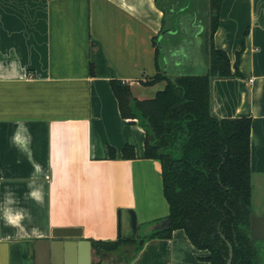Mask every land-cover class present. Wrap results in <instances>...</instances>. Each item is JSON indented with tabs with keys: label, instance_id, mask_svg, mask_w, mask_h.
Masks as SVG:
<instances>
[{
	"label": "crops",
	"instance_id": "0c3cea01",
	"mask_svg": "<svg viewBox=\"0 0 264 264\" xmlns=\"http://www.w3.org/2000/svg\"><path fill=\"white\" fill-rule=\"evenodd\" d=\"M162 16L155 0H0V264H69L59 240H114L130 211L141 235L167 218L161 163L144 156L145 128L121 116L110 84L147 99L165 85L145 83L158 69L209 72L200 23L160 35ZM213 44L232 72L239 52V75L210 79L211 110L251 118V208L264 214V202L252 206L255 189L264 194V0H221ZM126 143L134 158L121 157ZM55 228L81 235L55 238ZM208 254L175 229L127 264H210ZM99 259L125 262L91 248Z\"/></svg>",
	"mask_w": 264,
	"mask_h": 264
},
{
	"label": "trees",
	"instance_id": "16d2710c",
	"mask_svg": "<svg viewBox=\"0 0 264 264\" xmlns=\"http://www.w3.org/2000/svg\"><path fill=\"white\" fill-rule=\"evenodd\" d=\"M184 1L155 0L163 13L161 30L177 27L174 16L169 14L172 9L184 6ZM220 3L221 0H210L209 72L171 77L158 69L145 83L165 81V85L147 99H134L128 83L110 81L121 116L136 119L145 128L144 156L161 163L169 223L146 236L132 234L119 235L114 240H91L93 255L99 258L117 253L119 260L123 258L127 264L140 249V238L144 237V241L170 238L175 229H183L195 247L208 250L206 259L210 264H226L229 254L226 241L232 246L231 264H264V239L250 237L251 118H219L211 110L209 76L240 74L239 52L232 72L226 52L213 44ZM204 34L208 38L207 27ZM156 52L158 55L157 48ZM156 66L159 67L157 58ZM114 156L113 152L111 157ZM121 157L134 158L133 145L124 144Z\"/></svg>",
	"mask_w": 264,
	"mask_h": 264
},
{
	"label": "water",
	"instance_id": "95a60500",
	"mask_svg": "<svg viewBox=\"0 0 264 264\" xmlns=\"http://www.w3.org/2000/svg\"><path fill=\"white\" fill-rule=\"evenodd\" d=\"M188 4V0H186L185 5ZM209 12H210V0L208 3ZM165 31H171L170 28L164 29L160 32V35L164 33ZM210 35L211 30H208V55H209V70L211 69V43H210ZM212 78V75L209 76V79ZM221 118V117H219ZM227 118V117H224ZM130 218H131V224L134 229H136V217L133 211H130ZM169 220L168 218H165L164 220L157 223L156 226L151 228V230L154 229H161L168 225ZM148 232V233H149ZM148 233L144 234L146 236ZM81 232L78 228H55L52 230V236L55 238L59 237H77L80 236ZM222 238H225L222 233H220ZM250 237L252 239H264V214H255L254 212H251L250 215ZM144 241V237L139 239V243L141 244ZM57 244H60L62 242L63 247V254L62 257H65V260L68 256H70V253L68 254L69 250H71V259H69V264H91V242L89 240H80L78 242L70 243L69 241L59 240L57 241ZM75 243V244H74ZM228 248H229V254L226 259V264H231L232 260V246L229 241H226ZM76 251V260L73 258L74 251ZM59 254H60V248H59Z\"/></svg>",
	"mask_w": 264,
	"mask_h": 264
},
{
	"label": "rangeland",
	"instance_id": "374dc122",
	"mask_svg": "<svg viewBox=\"0 0 264 264\" xmlns=\"http://www.w3.org/2000/svg\"><path fill=\"white\" fill-rule=\"evenodd\" d=\"M208 1L209 0H189L190 2V6L192 8L189 9H185L183 11H181L178 15V25L180 27L181 31H187V32H191L194 29L193 23L196 21L197 18V10L199 11H204V13H206V7L208 5ZM194 8V9H193ZM193 10H196L193 11ZM203 18H205V16H203ZM264 202V194L262 192V190H257L255 189L254 191V195H253V203L252 206L255 210H259L261 208V206L263 205ZM123 234L128 236L131 234H142V230H138L137 228L134 229L132 224H131V219H130V227L128 228V230H126L123 227ZM121 264H125V262H121Z\"/></svg>",
	"mask_w": 264,
	"mask_h": 264
},
{
	"label": "flooded vegetation",
	"instance_id": "af4514ba",
	"mask_svg": "<svg viewBox=\"0 0 264 264\" xmlns=\"http://www.w3.org/2000/svg\"><path fill=\"white\" fill-rule=\"evenodd\" d=\"M185 2H186V0L184 1V6L179 7V9L173 10L172 7H171V9H172L173 12L171 14H169V15L170 16H172V15L174 16V20H175V23H176V26H177L176 28H179V25H178V15H179V13L181 11L185 10V9L192 8L190 6L189 0H188V4L187 5H185ZM208 3H209V1H208ZM193 11L196 12V10H193ZM197 13H198L197 14V18H196V21L193 23V26H195V24L197 22L200 23V25L202 27V32L201 33L205 37V34L204 33L206 31V27L208 28V30L210 29L209 25H210V18H211V14H212L211 5H210V12H209V7L207 5V7H206V13H204V11H199L198 12V10H197ZM203 16H205V18H203Z\"/></svg>",
	"mask_w": 264,
	"mask_h": 264
},
{
	"label": "clouds",
	"instance_id": "9594fccd",
	"mask_svg": "<svg viewBox=\"0 0 264 264\" xmlns=\"http://www.w3.org/2000/svg\"><path fill=\"white\" fill-rule=\"evenodd\" d=\"M6 219H8V217H6Z\"/></svg>",
	"mask_w": 264,
	"mask_h": 264
}]
</instances>
